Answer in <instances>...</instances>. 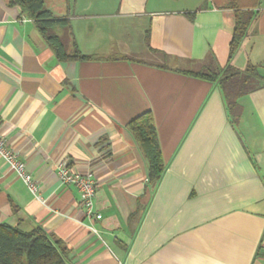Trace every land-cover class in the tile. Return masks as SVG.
Segmentation results:
<instances>
[{"label":"crops","instance_id":"crops-1","mask_svg":"<svg viewBox=\"0 0 264 264\" xmlns=\"http://www.w3.org/2000/svg\"><path fill=\"white\" fill-rule=\"evenodd\" d=\"M56 1L60 14L45 7L68 17L67 50L74 40L97 58L57 59L0 0V137L40 196L0 157V224L40 226L68 249L65 264H264V0L233 59L263 81L239 99L235 125L216 83L185 72L226 64L225 1ZM145 111L165 164L154 188L128 127ZM59 163L92 173L100 219L85 217Z\"/></svg>","mask_w":264,"mask_h":264},{"label":"trees","instance_id":"trees-1","mask_svg":"<svg viewBox=\"0 0 264 264\" xmlns=\"http://www.w3.org/2000/svg\"><path fill=\"white\" fill-rule=\"evenodd\" d=\"M6 1L8 5L17 7L23 16L33 20L57 59L97 58L81 53L74 40L72 51L67 50L62 34L71 32L69 19L66 15L54 16L45 7V0ZM257 4L258 0H225L224 7L234 12L226 64L220 67L211 57L197 70L185 71L216 83L222 94L227 115L234 125L238 123L242 113L239 99L258 89L263 81L258 65L247 63L244 67H238L233 61L257 16L254 10ZM128 127L147 160V184L154 188L165 170V164L151 113L145 111L137 115L128 122ZM67 254L68 249L60 241L51 238L40 226L21 231L17 227L0 224V264H65Z\"/></svg>","mask_w":264,"mask_h":264},{"label":"built area","instance_id":"built-area-1","mask_svg":"<svg viewBox=\"0 0 264 264\" xmlns=\"http://www.w3.org/2000/svg\"><path fill=\"white\" fill-rule=\"evenodd\" d=\"M0 157L7 163L9 168L22 180L28 191L40 199L39 186L33 176L26 170L25 162L22 161L4 140L0 137ZM57 176L61 183L73 185L80 195L79 205L84 211V215L89 220L101 218V214L95 209L94 196L96 191V181L90 172H80L66 163H59L57 166ZM92 232L98 234L96 228L89 226Z\"/></svg>","mask_w":264,"mask_h":264},{"label":"rangeland","instance_id":"rangeland-1","mask_svg":"<svg viewBox=\"0 0 264 264\" xmlns=\"http://www.w3.org/2000/svg\"><path fill=\"white\" fill-rule=\"evenodd\" d=\"M220 1L224 2L225 0H220ZM59 5H60L59 1H56V0H46V3H45V6L51 9V11L54 12L55 15L60 14L59 9H58ZM62 40L65 43V46H67L68 41L66 40L65 35H63ZM71 51H72V48H71ZM141 56L143 59H146V60H156V56L152 54L141 55Z\"/></svg>","mask_w":264,"mask_h":264}]
</instances>
